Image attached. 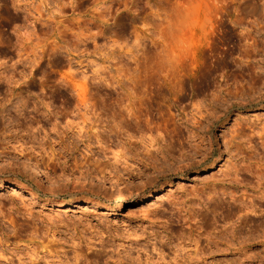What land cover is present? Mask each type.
<instances>
[{"label":"rangeland","instance_id":"rangeland-1","mask_svg":"<svg viewBox=\"0 0 264 264\" xmlns=\"http://www.w3.org/2000/svg\"><path fill=\"white\" fill-rule=\"evenodd\" d=\"M239 3L0 0V264H172L194 237L170 201L203 208L201 230L224 224L226 195L201 207L189 192L238 163L250 164L244 182L224 189L261 200L264 0ZM199 118L213 123V156L139 174L148 136L161 145ZM250 216L255 241L207 263L264 264V223Z\"/></svg>","mask_w":264,"mask_h":264},{"label":"bare ground","instance_id":"bare-ground-1","mask_svg":"<svg viewBox=\"0 0 264 264\" xmlns=\"http://www.w3.org/2000/svg\"><path fill=\"white\" fill-rule=\"evenodd\" d=\"M251 1L252 0H240V3H239L240 8L242 6L243 7L246 6ZM252 4H253V2H252ZM242 9H245V7ZM207 113H208V115L206 114L207 117L205 118V120L207 118H209L208 116L210 114H212V117L215 116V115L213 116L212 112L208 111ZM199 116L202 118V113H200ZM223 116H226V113ZM217 118H219V116ZM203 123L204 122L202 121V119L199 118L196 121H193L190 125H185V127L178 125L177 127L174 128L172 134H170L169 136L167 135L168 140H164L165 143H161V145L159 144L160 142H162L161 139L160 140H157V139L154 140L151 138V136L150 137L148 136L147 139H149V138L150 139L148 141L146 140L148 143L145 142V143H147V145L144 146L145 151L143 152V157L139 160L142 163V166H144V169H146V170H141L140 172L138 170L139 174L144 175V174H146V171H150V170H153V171L160 173L162 170H164V168H167V167L169 168L171 165V162L172 161L174 162L175 160L179 161V162L186 161V163L179 165L177 167V169H179L181 171H185V170L191 168L193 165H196V164L198 165V164H201V163L207 161L209 159V157L211 155L213 156L214 153L217 151V149L215 148L217 142L213 138V136H211V138L206 137V134L211 132V130L213 128L212 127L213 123L210 122L208 125H205V126L203 125ZM244 130H246L245 127L242 124H239L237 126V128L232 132V135L230 138V141L233 144H235L239 149L242 148V144H244V143H242V141H240V140L239 141H236V140L245 135L243 132ZM250 138H252L251 135H249V140L247 139V142H249V143H250ZM263 138L264 137H262V139ZM140 139H141V137H140ZM116 155H115V157H116ZM122 156H123V154H122ZM197 156H199L200 159L194 163V158H196ZM245 157L246 156H244V157L240 156L239 161L242 158H243L242 160L248 159ZM249 165L245 166L244 164L238 163L236 166L235 165L233 166L234 167L233 171L226 173V174H223V178H215V177L211 178L209 181H207L205 183V185L207 187L211 188V190L206 188V187H202L200 189L192 190L189 192V193H191V196H192L191 198H194L191 200L193 202L195 200L196 201L195 203L198 204L199 206L201 205V207H203L202 204H206V203L210 204L212 202V201L210 202V200H214V199L217 200V198L221 195H224V196L226 195L228 197L226 204H227V209L230 210L229 213H231V214L227 218L225 215L222 217L223 218L222 221H224V224H220V226L215 224L217 220H214L213 223L215 225L212 227L211 230H208V231L206 229L201 230V228H202L201 219L204 218L205 215H204V217L202 216V218L200 216L199 223L195 222L194 220L197 217V212H200L203 208L202 209L196 208L197 210H194L195 209L194 208L193 212H191L190 211L191 206L189 207L190 210L187 209V207L186 208L183 207V205L186 204L185 201H187V200L176 199V200L170 201V203L172 205L176 204L175 206H178L179 209L176 207L177 211L179 210L180 213L182 210L185 211V214L183 216H182V213L181 214L178 213L179 217L177 216V219L179 218V220H184V223L188 222L187 223V224H189L188 225V227H189L188 231L190 233L189 236L191 235L194 237V238L190 239V237L188 236L190 239L189 242H191L194 246L193 249H189L186 251L183 250V252H175L173 255V258H172V264H210V263L206 262L207 259L211 256H214L217 252L229 251L231 248H233L234 250H236V252L238 254H240V252L244 249V247L251 244L250 242H247V239H251L252 241H255L254 238H250L249 235L251 233L249 235H244L243 233H244L246 226H248L251 222H254V223L256 222V220H253L251 218V216H250L251 213L257 214L258 216H256V217H258V221L260 223H264V192L259 191L261 194L258 198L261 200L258 202H254L253 199H249L247 197L244 198V196H242V195L236 196L234 194L235 192L233 193V191L226 192V190H225L226 188H225V184H224V182L225 183L233 182V183H237V184L244 182L243 179H245V178L242 176L246 170H250ZM127 166L130 167L131 165L130 166L127 165ZM127 166H125V169ZM257 169H259V168H257ZM105 170L106 169L104 167L100 168L98 170L100 172V174L102 175V177H104ZM127 170L128 169H126L125 171H127ZM36 173L41 175V176L44 175L45 177H49L45 173H42L40 171V169ZM131 173L132 174L128 173L130 175V177L134 176L133 168L131 169ZM254 173L256 174V182H257L258 186H260V188H263V185H264V167L263 168L261 167V169L257 170V173L256 172H254ZM251 174H252V172H251ZM95 175H96V173H95ZM111 176L112 175L110 174V177H109L110 180L113 179V178H111ZM149 176H148V178H149ZM254 177L255 176L253 174V178ZM123 180H124V178H123ZM106 181H108V180H106ZM152 183L153 182H151V179H150V184H152ZM0 185H3V184L0 183ZM144 186H145V184H144ZM205 188L208 189V191H210L208 193L209 195L207 194L208 191ZM127 190H129V189L127 188ZM205 191H207V192H205ZM125 193L126 192H120L118 195L120 197H124V195H126ZM129 193H130V195L132 194L131 192H129ZM157 199H159V198H157ZM223 200H226V199H223ZM223 200L221 203H224ZM117 202H118V206H120V205H122L123 199L122 198L118 199ZM212 204H210V205H212ZM179 205H182V206H179ZM210 205H208L209 208H211ZM173 207L171 209H173ZM183 208H185V209H183ZM205 210H206V212H209V211H207V209H205ZM210 210L212 212H216L214 209H210ZM184 211H183V213H184ZM198 216H199V214H198ZM232 216H234L236 218L233 217L234 220L232 218L231 222H229V219H231L230 217H232ZM196 221H198V219ZM192 222H194V223H192ZM184 223L182 225H184ZM218 227H220V228L217 229ZM250 231L251 230H249L248 232H250ZM262 239H264V234H263ZM237 264H243V262L239 261Z\"/></svg>","mask_w":264,"mask_h":264},{"label":"snow or ice","instance_id":"snow-or-ice-1","mask_svg":"<svg viewBox=\"0 0 264 264\" xmlns=\"http://www.w3.org/2000/svg\"><path fill=\"white\" fill-rule=\"evenodd\" d=\"M85 2H86V0H85ZM120 31H121L122 34L126 33V31H127L126 26L121 27Z\"/></svg>","mask_w":264,"mask_h":264}]
</instances>
